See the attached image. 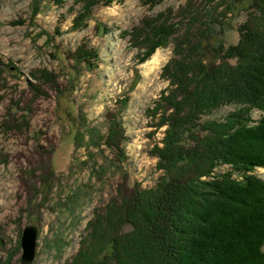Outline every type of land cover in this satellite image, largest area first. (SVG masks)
I'll return each instance as SVG.
<instances>
[{
    "label": "rangeland",
    "instance_id": "1",
    "mask_svg": "<svg viewBox=\"0 0 264 264\" xmlns=\"http://www.w3.org/2000/svg\"><path fill=\"white\" fill-rule=\"evenodd\" d=\"M93 1L89 15L84 0H0V264H27L28 227L39 231L30 264H69L85 249L86 264H101L83 241L88 224L122 206L121 183L148 188L163 175L162 73L190 3L203 0ZM227 39L238 43L237 31ZM114 126L127 164L107 145Z\"/></svg>",
    "mask_w": 264,
    "mask_h": 264
},
{
    "label": "trees",
    "instance_id": "2",
    "mask_svg": "<svg viewBox=\"0 0 264 264\" xmlns=\"http://www.w3.org/2000/svg\"><path fill=\"white\" fill-rule=\"evenodd\" d=\"M84 2L90 15L94 1ZM182 24L162 73L170 94L157 109L168 127L155 153L163 175L148 188L121 183L122 206L109 211V202L84 244L101 264H264V180L255 174L264 169V117L252 118L264 114V0L190 3ZM225 107L234 110L216 116ZM119 130L107 145L121 165ZM86 251L69 264H86Z\"/></svg>",
    "mask_w": 264,
    "mask_h": 264
},
{
    "label": "water",
    "instance_id": "3",
    "mask_svg": "<svg viewBox=\"0 0 264 264\" xmlns=\"http://www.w3.org/2000/svg\"><path fill=\"white\" fill-rule=\"evenodd\" d=\"M39 231L36 227H28L24 231L22 239L23 261L30 264L36 257Z\"/></svg>",
    "mask_w": 264,
    "mask_h": 264
}]
</instances>
